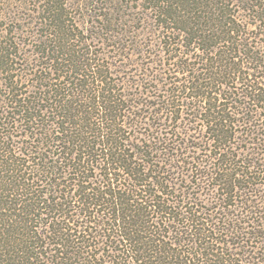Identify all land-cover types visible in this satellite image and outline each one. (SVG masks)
<instances>
[{"label": "trees", "instance_id": "obj_1", "mask_svg": "<svg viewBox=\"0 0 264 264\" xmlns=\"http://www.w3.org/2000/svg\"><path fill=\"white\" fill-rule=\"evenodd\" d=\"M0 264H264V0H0Z\"/></svg>", "mask_w": 264, "mask_h": 264}, {"label": "rangeland", "instance_id": "obj_2", "mask_svg": "<svg viewBox=\"0 0 264 264\" xmlns=\"http://www.w3.org/2000/svg\"><path fill=\"white\" fill-rule=\"evenodd\" d=\"M124 11L126 14H132L129 8L125 9Z\"/></svg>", "mask_w": 264, "mask_h": 264}]
</instances>
